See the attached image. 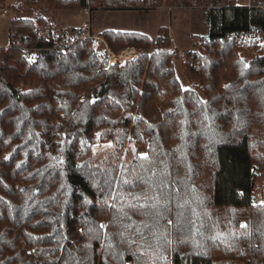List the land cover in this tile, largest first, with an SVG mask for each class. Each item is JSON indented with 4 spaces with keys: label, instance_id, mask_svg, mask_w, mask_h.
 I'll list each match as a JSON object with an SVG mask.
<instances>
[{
    "label": "trees",
    "instance_id": "trees-1",
    "mask_svg": "<svg viewBox=\"0 0 264 264\" xmlns=\"http://www.w3.org/2000/svg\"><path fill=\"white\" fill-rule=\"evenodd\" d=\"M47 3H195L207 8L209 33L185 56V88L164 28L150 53L108 65L96 38L60 52L42 17L9 22L24 38L0 47V264H264V204L254 203L264 175V41L247 38L264 36V0ZM101 35L114 51L152 43L138 32ZM161 183L166 208L132 207Z\"/></svg>",
    "mask_w": 264,
    "mask_h": 264
},
{
    "label": "rangeland",
    "instance_id": "rangeland-1",
    "mask_svg": "<svg viewBox=\"0 0 264 264\" xmlns=\"http://www.w3.org/2000/svg\"><path fill=\"white\" fill-rule=\"evenodd\" d=\"M13 5L8 7L7 5ZM239 5H249L250 0H237ZM7 5L2 7L8 9V14L0 19V47L8 43V25L15 18L42 17L45 22L42 29L57 33L61 28L73 29L89 19L92 34L98 41L95 52L101 48H108L114 55L123 51H141L148 54L154 49L155 39L159 36V29L164 28L171 39V50L183 54L184 57L174 55L176 74L183 87H192L188 70L184 65V59L189 51H197L200 48L201 38L209 33V22L207 8L192 3L189 7H156L147 9H91L88 13L83 9L58 10L51 8L47 0H8ZM220 6L219 4L216 5ZM1 7V6H0ZM115 30L124 32H138L152 39L149 48L125 46L118 51L112 50L106 40L102 37L103 30ZM256 39L260 44L264 41L262 34L247 37ZM243 52L249 56L248 49L243 47ZM254 54V53H253ZM97 56V55H96ZM100 60L109 65L105 54L98 55ZM200 92V89H197ZM201 93V92H200ZM254 203L264 204V175H257L254 187Z\"/></svg>",
    "mask_w": 264,
    "mask_h": 264
},
{
    "label": "built area",
    "instance_id": "built-area-1",
    "mask_svg": "<svg viewBox=\"0 0 264 264\" xmlns=\"http://www.w3.org/2000/svg\"><path fill=\"white\" fill-rule=\"evenodd\" d=\"M141 3H143V0H140ZM86 11L89 15L91 12L90 7H86L83 9ZM8 14V9L4 7H0V19L4 17L5 15ZM90 22L89 19L81 24L80 27L73 28V29H68L66 27L61 28L57 33H56V40H55V48L60 51V52H65L71 44H73L77 40H85L87 38H95L96 36L92 34L91 28H90ZM23 34L22 33H12L9 34L8 37V43L4 47H8L11 45H20L23 40ZM27 40L25 39L24 42ZM23 51H28L29 53V59L34 60L37 58L39 49L38 48H29V47H23ZM141 51H135V50H130V52L123 51L118 55H114L108 48H101V50L96 51L95 54L98 56L100 54H105L108 61L109 65L119 63L123 64L127 60L132 59L134 57H137L141 54ZM175 56L179 57H184V55L178 54V52H174Z\"/></svg>",
    "mask_w": 264,
    "mask_h": 264
},
{
    "label": "snow or ice",
    "instance_id": "snow-or-ice-1",
    "mask_svg": "<svg viewBox=\"0 0 264 264\" xmlns=\"http://www.w3.org/2000/svg\"><path fill=\"white\" fill-rule=\"evenodd\" d=\"M142 155H145V154H142ZM58 163L62 164L63 161L62 160L58 161ZM153 175H155V173H153ZM125 183H128V181H125ZM165 187H166V185L161 183L157 194L152 196V197H145L143 204L139 203V199H140L139 196L135 197V199L137 200V204L132 205V207L152 208V209L166 208L168 206V204L170 203V200L167 197H163L162 196V193H163V190H164ZM113 197H115V193H113ZM152 201H155V203H152ZM155 215H156V217L158 219L162 218V212H160L158 210L155 212ZM169 223H172V222L169 221ZM242 227H243V225H242ZM218 236H219V234H218ZM218 236L217 237H213V239L218 238ZM162 258L166 259V257H162Z\"/></svg>",
    "mask_w": 264,
    "mask_h": 264
}]
</instances>
